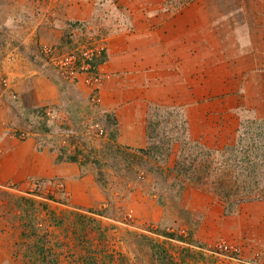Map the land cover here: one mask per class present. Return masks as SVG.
I'll list each match as a JSON object with an SVG mask.
<instances>
[{
	"label": "crops",
	"instance_id": "1",
	"mask_svg": "<svg viewBox=\"0 0 264 264\" xmlns=\"http://www.w3.org/2000/svg\"><path fill=\"white\" fill-rule=\"evenodd\" d=\"M85 22L94 30L88 43L107 47L93 60L94 85L84 74L67 80L43 51L61 54L68 33L76 45L66 51L81 49ZM0 78L8 80L0 91V264H18L29 242L24 224L35 223L34 179H63L82 207L103 199L94 166L68 149L84 147L98 115L115 113L134 137L146 107L179 108L198 134L190 138L209 147L264 120V0H0ZM197 192L187 195L210 205L209 240L229 234L241 249L264 250V201L224 214L218 198ZM130 206L147 221L145 211H163L154 200Z\"/></svg>",
	"mask_w": 264,
	"mask_h": 264
},
{
	"label": "rangeland",
	"instance_id": "2",
	"mask_svg": "<svg viewBox=\"0 0 264 264\" xmlns=\"http://www.w3.org/2000/svg\"><path fill=\"white\" fill-rule=\"evenodd\" d=\"M74 28L78 31V27ZM80 29L78 46L96 43L95 39L87 41L94 36L89 22ZM74 43L75 38L68 33L61 47L66 51ZM101 47L104 48L97 57L107 48ZM96 70L94 66L91 70L78 68V74L86 75L87 81ZM153 106L146 107L145 119H141L134 137L129 135L127 121L120 122L115 113H109L93 120L84 136V147L68 148L73 152L79 150L77 155L82 156L85 165L91 164L96 169L92 182L104 197L96 199L93 206L79 205L61 178L51 179L44 186L43 179H34L30 190L33 197L28 199L31 204L28 220L34 219L35 223L24 224L29 242L24 243L28 246L27 254L24 251V260L18 264H50L49 246L57 238L60 244L53 243L56 248L53 251L60 254L58 264H90V258H95L91 264H264V250L241 249L229 234L210 240L206 237L208 229L203 224L209 218L206 210L210 205H205V200L190 204L187 193L197 190L200 198L203 195L200 192L214 196L213 193L194 186L187 188L185 194L180 193L176 173L171 170L186 148V141L198 134H191L184 110ZM87 138L93 140L91 146H86ZM146 200H154L163 210L151 214L145 211L146 216L153 214L149 221L141 217L142 211L127 207ZM223 210L225 214V207ZM86 227L92 230L87 237L82 233ZM53 233L57 236H52ZM43 241L45 260L35 248L36 242Z\"/></svg>",
	"mask_w": 264,
	"mask_h": 264
},
{
	"label": "trees",
	"instance_id": "3",
	"mask_svg": "<svg viewBox=\"0 0 264 264\" xmlns=\"http://www.w3.org/2000/svg\"><path fill=\"white\" fill-rule=\"evenodd\" d=\"M92 64L96 67L95 61ZM171 170L176 173L180 193L193 186L205 188L224 203L226 213H237L248 201H264V120L241 123L236 138L223 146L209 147L199 139H188ZM91 231L86 227L82 233L87 237ZM36 243L37 252L44 255V241ZM53 243L59 245L60 238L51 242L48 253L50 264H58L60 254L53 251ZM90 259V264L95 262V258Z\"/></svg>",
	"mask_w": 264,
	"mask_h": 264
},
{
	"label": "built area",
	"instance_id": "4",
	"mask_svg": "<svg viewBox=\"0 0 264 264\" xmlns=\"http://www.w3.org/2000/svg\"><path fill=\"white\" fill-rule=\"evenodd\" d=\"M101 43H91L84 45L81 49H73L61 54H56L53 48L43 47V51L48 58V63L55 67L61 75L69 81H73L79 73L78 68L82 70H91L92 61L100 54L104 47ZM95 72V71H94ZM96 75V76H95ZM98 81V75L95 72L87 82L95 83ZM8 86L7 78H0V91Z\"/></svg>",
	"mask_w": 264,
	"mask_h": 264
}]
</instances>
